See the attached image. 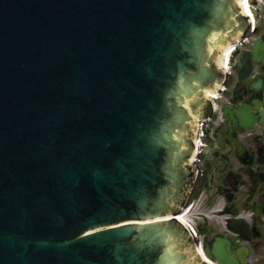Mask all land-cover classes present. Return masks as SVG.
Listing matches in <instances>:
<instances>
[{
  "label": "water",
  "instance_id": "obj_1",
  "mask_svg": "<svg viewBox=\"0 0 264 264\" xmlns=\"http://www.w3.org/2000/svg\"><path fill=\"white\" fill-rule=\"evenodd\" d=\"M240 9L0 0V264H201L166 216L192 188L194 115Z\"/></svg>",
  "mask_w": 264,
  "mask_h": 264
},
{
  "label": "flooded vegetation",
  "instance_id": "obj_2",
  "mask_svg": "<svg viewBox=\"0 0 264 264\" xmlns=\"http://www.w3.org/2000/svg\"><path fill=\"white\" fill-rule=\"evenodd\" d=\"M231 46L213 115L198 123L191 192L196 242L211 264H264V0Z\"/></svg>",
  "mask_w": 264,
  "mask_h": 264
},
{
  "label": "bare ground",
  "instance_id": "obj_3",
  "mask_svg": "<svg viewBox=\"0 0 264 264\" xmlns=\"http://www.w3.org/2000/svg\"><path fill=\"white\" fill-rule=\"evenodd\" d=\"M245 5H246L247 8H249V2H248V0H245Z\"/></svg>",
  "mask_w": 264,
  "mask_h": 264
}]
</instances>
